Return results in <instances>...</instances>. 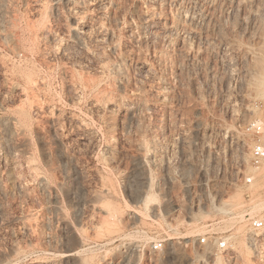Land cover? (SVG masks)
Wrapping results in <instances>:
<instances>
[{
	"label": "rangeland",
	"instance_id": "374dc122",
	"mask_svg": "<svg viewBox=\"0 0 264 264\" xmlns=\"http://www.w3.org/2000/svg\"><path fill=\"white\" fill-rule=\"evenodd\" d=\"M263 46L264 0H0V264H264Z\"/></svg>",
	"mask_w": 264,
	"mask_h": 264
},
{
	"label": "built area",
	"instance_id": "2783aa9c",
	"mask_svg": "<svg viewBox=\"0 0 264 264\" xmlns=\"http://www.w3.org/2000/svg\"><path fill=\"white\" fill-rule=\"evenodd\" d=\"M252 126L254 125L252 124ZM256 128L257 130L260 131L261 127L257 126ZM250 152H251V159L254 164H259L262 160H264V144L262 142L257 141L256 143H254ZM247 181L250 182V178H248ZM252 226L254 229H262L264 227V221L262 219H256L252 222ZM200 241L204 243L205 237H201ZM225 245H226L225 241L218 242V246L220 248H224ZM153 247L154 249H159L161 247V243L158 242L154 244Z\"/></svg>",
	"mask_w": 264,
	"mask_h": 264
},
{
	"label": "bare ground",
	"instance_id": "6f19581e",
	"mask_svg": "<svg viewBox=\"0 0 264 264\" xmlns=\"http://www.w3.org/2000/svg\"><path fill=\"white\" fill-rule=\"evenodd\" d=\"M261 49V48H260ZM260 51H263L264 52V46L262 47V50ZM262 54V53H261ZM264 55V53L262 54V56ZM257 58V57H256ZM256 61V59H255ZM256 63V68H258L257 71H260V74H264V57H259L257 58V62ZM259 73V72H258ZM251 122V121H250ZM253 124V123H252ZM262 138H264V136H262ZM243 153V157H244V152Z\"/></svg>",
	"mask_w": 264,
	"mask_h": 264
}]
</instances>
